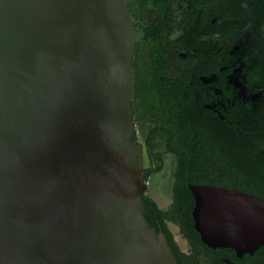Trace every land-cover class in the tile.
Here are the masks:
<instances>
[{
	"label": "water",
	"instance_id": "1",
	"mask_svg": "<svg viewBox=\"0 0 264 264\" xmlns=\"http://www.w3.org/2000/svg\"><path fill=\"white\" fill-rule=\"evenodd\" d=\"M127 0H0V264H179L145 218ZM194 228L239 258L264 199L190 184Z\"/></svg>",
	"mask_w": 264,
	"mask_h": 264
},
{
	"label": "flooded vegetation",
	"instance_id": "2",
	"mask_svg": "<svg viewBox=\"0 0 264 264\" xmlns=\"http://www.w3.org/2000/svg\"><path fill=\"white\" fill-rule=\"evenodd\" d=\"M130 2L127 0L133 16L134 5ZM138 3L140 9L144 4L147 18L158 19L160 65L190 70V83L182 87L185 96L191 95L203 103L205 110L218 117L219 125L229 122L232 111L239 114L238 169L219 150L213 153L212 144L205 141L199 155L207 154L206 161L215 160L219 169L197 180L203 182L212 177L216 182H229L234 178L241 187L236 190L264 199V0H161L162 10L158 12L152 9L153 0ZM216 143L221 146L226 142ZM148 154L153 162L151 152ZM165 154L172 156L162 153ZM172 157L176 166V158ZM174 171L175 168L167 180V197L172 196L169 208L175 195ZM193 204L194 209V197ZM261 247L242 258L256 254ZM189 248L188 253L180 251L192 255V246ZM223 249L233 250L238 257L234 249Z\"/></svg>",
	"mask_w": 264,
	"mask_h": 264
},
{
	"label": "trees",
	"instance_id": "3",
	"mask_svg": "<svg viewBox=\"0 0 264 264\" xmlns=\"http://www.w3.org/2000/svg\"><path fill=\"white\" fill-rule=\"evenodd\" d=\"M140 1L130 2L134 5L133 18L138 30L135 56L136 94L132 106L136 129L139 131L142 126L145 144L156 164L144 171L145 181L164 168L163 152L157 149V146H162L164 151L176 158L173 205L167 211L162 210L144 193L145 218L157 233L166 236L179 264H264V246L254 255L247 254L244 258H238L231 249H212L203 244L194 228V204L190 184L222 185L241 189L234 178H230L229 182H216L212 177L203 182L197 180L201 175H213L215 171L218 172L216 168L219 169L215 160L206 161L207 154L199 155L200 149L205 147V141L212 144L210 150L213 153L215 149L219 150L222 155L229 157L235 170L238 169L236 150L239 141V114L237 110L232 111L229 122L219 125L218 117L205 110L203 103L194 100L191 95L185 96L182 87L190 83L191 72H188V69L160 65L158 19L152 14V17L147 18L144 4L140 9ZM160 1L153 0V10H162ZM136 139L137 135H134L133 140ZM218 141L226 143L220 146L216 143ZM168 222H172L181 230L189 246H192V255L188 256L180 251Z\"/></svg>",
	"mask_w": 264,
	"mask_h": 264
},
{
	"label": "rangeland",
	"instance_id": "4",
	"mask_svg": "<svg viewBox=\"0 0 264 264\" xmlns=\"http://www.w3.org/2000/svg\"><path fill=\"white\" fill-rule=\"evenodd\" d=\"M135 135H137L138 137V143L141 145L142 147V158L144 157V169L149 168L150 166H156V164L153 162H151L150 158H149V149L147 148L145 141H144V132H143V128L142 126L139 127V131H137L136 129V125H135ZM140 137V139H139ZM159 139V138H158ZM160 141V140H158ZM160 151L164 153H166L163 149L162 146H157ZM163 165L164 168L162 170V172L158 173V174H154L152 175L149 179H147L145 181V185H146V189L145 192L146 194H148L150 197H152V199H154L156 201V203L158 204V206L162 209V210H169V204L172 200V196L169 195V197H167V180L170 179L172 172L175 168V159L170 156V155H163ZM155 164V165H153ZM168 227L174 237V241L175 243L179 246L180 250L183 253H188L190 252V248L188 246V244L186 243V240L182 237V235L180 234L179 229H177V226H175L172 222H168Z\"/></svg>",
	"mask_w": 264,
	"mask_h": 264
}]
</instances>
